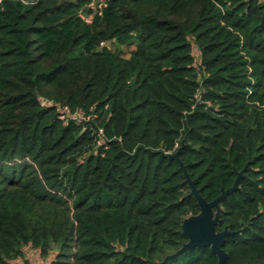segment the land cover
Returning <instances> with one entry per match:
<instances>
[{
	"label": "trees",
	"instance_id": "16d2710c",
	"mask_svg": "<svg viewBox=\"0 0 264 264\" xmlns=\"http://www.w3.org/2000/svg\"><path fill=\"white\" fill-rule=\"evenodd\" d=\"M264 264V0H0V264Z\"/></svg>",
	"mask_w": 264,
	"mask_h": 264
},
{
	"label": "water",
	"instance_id": "95a60500",
	"mask_svg": "<svg viewBox=\"0 0 264 264\" xmlns=\"http://www.w3.org/2000/svg\"><path fill=\"white\" fill-rule=\"evenodd\" d=\"M180 150L181 148L170 153L169 156L175 158L179 162L185 176L184 181L190 188V194L198 201L201 211L198 214L191 215L184 219L182 227L184 234L188 237V241H186L176 252L168 255L165 261L196 246H210L212 251L217 254L219 264H228V254L224 250L223 245L226 236L232 234L233 231L228 228L221 231L217 230V224L221 222L220 202L228 195V193L239 188V181L240 177L243 175V170L238 173V176L231 187L222 188L221 194L215 199L209 201L202 195L200 188L196 185V180L191 177L186 165L181 161L179 157Z\"/></svg>",
	"mask_w": 264,
	"mask_h": 264
},
{
	"label": "rangeland",
	"instance_id": "374dc122",
	"mask_svg": "<svg viewBox=\"0 0 264 264\" xmlns=\"http://www.w3.org/2000/svg\"><path fill=\"white\" fill-rule=\"evenodd\" d=\"M32 251L33 250H31V252ZM27 258H28V260H30L31 264H47L46 260L44 258L39 257V256H34L32 253L27 254ZM17 264H24L23 260L22 261L18 260Z\"/></svg>",
	"mask_w": 264,
	"mask_h": 264
},
{
	"label": "crops",
	"instance_id": "0c3cea01",
	"mask_svg": "<svg viewBox=\"0 0 264 264\" xmlns=\"http://www.w3.org/2000/svg\"><path fill=\"white\" fill-rule=\"evenodd\" d=\"M31 253H32L34 256H37V253L35 254V251H32V252L30 251V254H31Z\"/></svg>",
	"mask_w": 264,
	"mask_h": 264
}]
</instances>
